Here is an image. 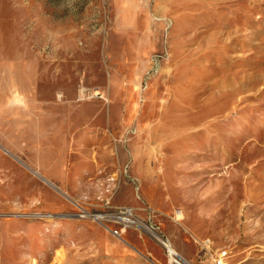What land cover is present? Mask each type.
I'll return each instance as SVG.
<instances>
[{
  "label": "rangeland",
  "instance_id": "374dc122",
  "mask_svg": "<svg viewBox=\"0 0 264 264\" xmlns=\"http://www.w3.org/2000/svg\"><path fill=\"white\" fill-rule=\"evenodd\" d=\"M159 235L264 264V0H0V264H177Z\"/></svg>",
  "mask_w": 264,
  "mask_h": 264
},
{
  "label": "built area",
  "instance_id": "2783aa9c",
  "mask_svg": "<svg viewBox=\"0 0 264 264\" xmlns=\"http://www.w3.org/2000/svg\"><path fill=\"white\" fill-rule=\"evenodd\" d=\"M124 213H126V216L124 217L127 221H130V222H136V220L133 218V210L132 208L130 207H126L124 210H123ZM162 243L166 246L167 250H168V254L169 256L171 257V259L177 263V264H184V263H187V260L182 257L179 253H177V251H171L170 248L168 247V243L170 242L168 239L166 238H163L159 235L158 237ZM171 243V242H170ZM226 256H227V252L226 251H223V253H219L215 258H214V262L215 264H225V259H226Z\"/></svg>",
  "mask_w": 264,
  "mask_h": 264
},
{
  "label": "bare ground",
  "instance_id": "6f19581e",
  "mask_svg": "<svg viewBox=\"0 0 264 264\" xmlns=\"http://www.w3.org/2000/svg\"><path fill=\"white\" fill-rule=\"evenodd\" d=\"M168 247L170 248V250L173 252L175 249L173 248V246L171 245V244H169L168 243ZM176 251V250H175ZM177 253H179L178 251H177ZM187 260V259H186ZM192 264L191 262H189L188 260H187V263H184V264Z\"/></svg>",
  "mask_w": 264,
  "mask_h": 264
}]
</instances>
